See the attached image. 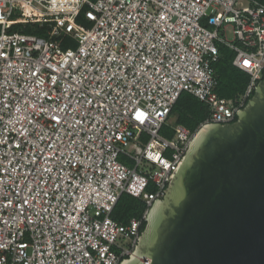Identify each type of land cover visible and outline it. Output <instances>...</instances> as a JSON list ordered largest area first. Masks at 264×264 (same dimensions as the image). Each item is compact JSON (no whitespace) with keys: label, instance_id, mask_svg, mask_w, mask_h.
I'll return each instance as SVG.
<instances>
[{"label":"built area","instance_id":"1","mask_svg":"<svg viewBox=\"0 0 264 264\" xmlns=\"http://www.w3.org/2000/svg\"><path fill=\"white\" fill-rule=\"evenodd\" d=\"M263 69L257 0H0V264H119L193 135L160 133L179 96L230 123ZM122 193L141 219L112 217Z\"/></svg>","mask_w":264,"mask_h":264},{"label":"water","instance_id":"2","mask_svg":"<svg viewBox=\"0 0 264 264\" xmlns=\"http://www.w3.org/2000/svg\"><path fill=\"white\" fill-rule=\"evenodd\" d=\"M235 113L193 133L119 264H264V69Z\"/></svg>","mask_w":264,"mask_h":264},{"label":"trees","instance_id":"3","mask_svg":"<svg viewBox=\"0 0 264 264\" xmlns=\"http://www.w3.org/2000/svg\"><path fill=\"white\" fill-rule=\"evenodd\" d=\"M264 4V0H257ZM80 20V18H79ZM221 54L225 59L220 60L212 65L216 79V92L224 98H231L241 94L246 87L248 76L245 72L237 69L231 63L233 53L220 48ZM174 120L171 123L163 124L160 133L164 136H171L173 126L180 124L186 127L190 132H195L207 118L206 106L197 101L194 96L183 92L171 109L170 115ZM151 190V188H148ZM146 209L145 204L126 193H122L116 202L112 217L120 222L126 223L130 218H142ZM145 226V220L141 222L140 232Z\"/></svg>","mask_w":264,"mask_h":264},{"label":"rangeland","instance_id":"4","mask_svg":"<svg viewBox=\"0 0 264 264\" xmlns=\"http://www.w3.org/2000/svg\"><path fill=\"white\" fill-rule=\"evenodd\" d=\"M173 120H174V117L173 116H170L169 121L172 122ZM120 160L123 161V162H125L124 160H122V158H120ZM125 163H127V162H125Z\"/></svg>","mask_w":264,"mask_h":264},{"label":"crops","instance_id":"5","mask_svg":"<svg viewBox=\"0 0 264 264\" xmlns=\"http://www.w3.org/2000/svg\"><path fill=\"white\" fill-rule=\"evenodd\" d=\"M169 118H170V116H169ZM169 118H168V122H167V123H171V122L169 121Z\"/></svg>","mask_w":264,"mask_h":264}]
</instances>
